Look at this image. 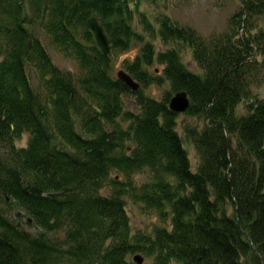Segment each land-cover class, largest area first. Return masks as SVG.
Returning a JSON list of instances; mask_svg holds the SVG:
<instances>
[{
  "label": "trees",
  "instance_id": "obj_1",
  "mask_svg": "<svg viewBox=\"0 0 264 264\" xmlns=\"http://www.w3.org/2000/svg\"><path fill=\"white\" fill-rule=\"evenodd\" d=\"M240 1L228 30L207 39L142 10L157 0H0V264H137L138 253L151 264H264V99L253 93L264 86V0ZM39 31L79 74L54 63ZM137 45L121 70L134 92L114 57ZM153 85L169 90L156 99ZM178 92L184 114L169 106ZM126 197L168 226L133 233Z\"/></svg>",
  "mask_w": 264,
  "mask_h": 264
},
{
  "label": "rangeland",
  "instance_id": "obj_2",
  "mask_svg": "<svg viewBox=\"0 0 264 264\" xmlns=\"http://www.w3.org/2000/svg\"><path fill=\"white\" fill-rule=\"evenodd\" d=\"M158 4L151 5L149 3H143L142 10H145L153 15L157 12L164 11L174 22L178 23L181 26L191 27L198 31L205 38H211L214 35L224 33L228 30L229 21L231 16L239 10L241 7L240 0H157ZM264 23V21H263ZM138 30L142 32L141 28L138 27ZM39 36L49 51L54 63L63 71H70L75 74H79L80 69L78 64L73 61L64 58L58 49L53 45L49 36L44 31H39ZM160 50L163 47L160 45V42H157ZM140 51V46L133 47L130 51L125 53H120L114 57L115 63V76L118 72L123 70V63L126 60H133L138 55ZM184 61L189 69L201 73V70L198 68L197 63L194 61L191 51H188L184 54ZM28 72L31 77V82L37 91H41V81L39 78L38 71L35 67L29 66ZM169 90V86L159 87L153 85L149 87L147 93L156 99H161L165 92ZM253 93L258 97L264 99V86L255 84L253 86ZM129 103L128 107L134 108L133 99L127 98ZM239 114L246 113V102L239 106ZM184 119L182 117L181 121ZM29 136L26 134L21 142H18L19 147H26L28 143ZM234 143L236 139L233 140ZM187 150L189 151L190 158L193 165V170L196 171L198 168V158L197 153L192 144H185ZM2 151V149H1ZM117 174L113 173V177ZM136 179L138 183L142 184L151 179V174L148 171L141 172L137 174ZM108 193V190L104 191ZM127 211L131 220V226L133 233L137 232H146L151 233L155 227L168 226L166 222L164 223L159 215L153 210H147L141 204L134 203L130 198L126 197ZM16 212V211H15ZM26 223V222H25ZM28 230L35 232L36 230L30 228L26 224L24 225ZM61 237L64 235L61 233ZM137 255L144 257L145 264H151L152 259L146 257L142 253Z\"/></svg>",
  "mask_w": 264,
  "mask_h": 264
},
{
  "label": "water",
  "instance_id": "obj_3",
  "mask_svg": "<svg viewBox=\"0 0 264 264\" xmlns=\"http://www.w3.org/2000/svg\"><path fill=\"white\" fill-rule=\"evenodd\" d=\"M89 27L91 31L94 33L96 42L99 46V48L102 50L105 57H110L112 55V48L111 43L106 35L103 27L99 23V20L97 17L92 18L89 21ZM118 78L123 81L125 84H127L130 89L134 92H137L140 90L141 85L137 83L127 72L120 71L118 73ZM190 99L187 94V92H178L175 94L171 101H170V109L178 114H184L188 111L190 107ZM135 262L137 264H144V257L141 255H137L134 258Z\"/></svg>",
  "mask_w": 264,
  "mask_h": 264
},
{
  "label": "bare ground",
  "instance_id": "obj_4",
  "mask_svg": "<svg viewBox=\"0 0 264 264\" xmlns=\"http://www.w3.org/2000/svg\"><path fill=\"white\" fill-rule=\"evenodd\" d=\"M135 261V260H134Z\"/></svg>",
  "mask_w": 264,
  "mask_h": 264
}]
</instances>
